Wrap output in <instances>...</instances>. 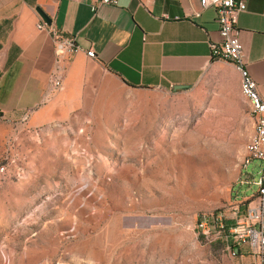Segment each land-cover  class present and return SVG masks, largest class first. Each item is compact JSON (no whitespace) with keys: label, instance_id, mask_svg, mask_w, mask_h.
<instances>
[{"label":"rangeland","instance_id":"rangeland-1","mask_svg":"<svg viewBox=\"0 0 264 264\" xmlns=\"http://www.w3.org/2000/svg\"><path fill=\"white\" fill-rule=\"evenodd\" d=\"M213 87L141 90L103 74L61 128L0 123V264H237L196 229L218 212L242 219L246 172L259 170L245 172L238 134L205 114Z\"/></svg>","mask_w":264,"mask_h":264},{"label":"crops","instance_id":"crops-1","mask_svg":"<svg viewBox=\"0 0 264 264\" xmlns=\"http://www.w3.org/2000/svg\"><path fill=\"white\" fill-rule=\"evenodd\" d=\"M114 1L0 0V123L28 133L61 128L71 123L103 74L141 90L190 89L210 79L214 87L205 114L217 115L223 130L236 132L239 146L253 140L240 73L210 57L209 43L221 40L215 10L203 0ZM238 1L244 4L236 24L242 61L252 81L264 87V0ZM36 8L61 36L73 39L75 52L58 54L53 36L37 28L43 20ZM88 50L93 59L86 56ZM55 72L61 77L59 88L52 85ZM261 97L264 101V92ZM252 189L240 199L243 209L257 203ZM232 209L234 216L238 210ZM234 251L237 264H261L248 244Z\"/></svg>","mask_w":264,"mask_h":264},{"label":"built area","instance_id":"built-area-1","mask_svg":"<svg viewBox=\"0 0 264 264\" xmlns=\"http://www.w3.org/2000/svg\"><path fill=\"white\" fill-rule=\"evenodd\" d=\"M97 4H114V0H95ZM206 7H212L216 13L218 34L221 38L219 43H209L210 57L213 60L229 61L233 67H242L244 79L250 95V112L252 119L256 121V140H248L245 145L243 167L245 172L253 163L258 166L257 179L253 180L252 174L246 173L249 182L255 186V198L257 203H247L244 206V217L228 222L221 212L207 215L196 222V229L202 240L211 243L216 240H223L227 250L235 256L234 247L248 244L259 257L261 264H264V101L261 93L264 87H258L249 77L244 67L242 58L243 51L237 40V18L244 10V4L238 0H203ZM95 5L91 6L94 11ZM39 30H46L53 36L54 42L58 45V54L68 55L76 51L73 39L61 36L58 29L50 20L49 24L42 21L38 24ZM86 56L94 58V53L88 50ZM60 74H52V85L60 87ZM248 182V183H249Z\"/></svg>","mask_w":264,"mask_h":264},{"label":"bare ground","instance_id":"bare-ground-1","mask_svg":"<svg viewBox=\"0 0 264 264\" xmlns=\"http://www.w3.org/2000/svg\"><path fill=\"white\" fill-rule=\"evenodd\" d=\"M224 62L229 63V61H224ZM235 68L240 73L241 78H242V85H241L242 95L250 103V95H249V90L247 89L246 80L244 79L243 68L242 67H235ZM253 122H254V129H255V134H254L253 140H256V121L253 120ZM2 171H3V168L0 167V174L2 173Z\"/></svg>","mask_w":264,"mask_h":264},{"label":"water","instance_id":"water-1","mask_svg":"<svg viewBox=\"0 0 264 264\" xmlns=\"http://www.w3.org/2000/svg\"><path fill=\"white\" fill-rule=\"evenodd\" d=\"M36 12L39 14V16L41 17V19L46 23L49 24L50 23V17L45 14L40 8H36ZM189 89L188 86H174L172 88V91L176 92V91H182V90H187Z\"/></svg>","mask_w":264,"mask_h":264}]
</instances>
